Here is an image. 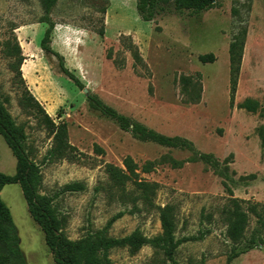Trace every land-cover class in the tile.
Listing matches in <instances>:
<instances>
[{
	"label": "rangeland",
	"instance_id": "374dc122",
	"mask_svg": "<svg viewBox=\"0 0 264 264\" xmlns=\"http://www.w3.org/2000/svg\"><path fill=\"white\" fill-rule=\"evenodd\" d=\"M169 1L160 15L145 22L136 0H59L51 14L55 23L51 47L64 56L66 67L84 85L80 88L61 71L59 59L41 48L47 24L42 21L40 0H0V96L16 123L25 128L27 151L41 169L40 192L53 199L72 240L102 230L120 212L124 214L113 223L110 236L125 237L135 230L149 238L160 234L157 210L139 201L134 207V197L113 188L106 165L124 167L127 156L144 166L149 161H180L194 155L135 139L90 108L89 95H97L134 121L164 135L186 138L199 152L213 155L219 170L229 177L203 161H194L177 169L159 163L141 178L159 184L157 205L175 206L176 237L198 238L180 245L178 264L202 260L227 264L242 246L227 237L221 210L230 196L224 184L235 197L264 204V147L258 132L264 126V0H217L214 8L199 15L178 13L173 0ZM242 28L248 34L231 107L229 46ZM16 44L24 58V82L17 74V57L7 53ZM210 53L216 61L202 63L199 57ZM182 77L190 79L186 91ZM195 85L202 87V98L199 103H187ZM25 86L54 122L68 123L69 142L76 148L73 160L50 156L54 136L42 114L22 103ZM247 98L261 104L259 112L238 107ZM96 146L105 153L99 154ZM16 166L17 159L0 135V172L13 175ZM250 175L254 178L240 180ZM73 182H81L84 190L63 191ZM132 190L130 184L128 191ZM1 196L13 213L27 263L55 264L20 185L5 186ZM109 258L113 264H171L149 245L135 254L115 248ZM231 264H264V246Z\"/></svg>",
	"mask_w": 264,
	"mask_h": 264
},
{
	"label": "trees",
	"instance_id": "16d2710c",
	"mask_svg": "<svg viewBox=\"0 0 264 264\" xmlns=\"http://www.w3.org/2000/svg\"><path fill=\"white\" fill-rule=\"evenodd\" d=\"M58 1L40 0L43 10L42 21L47 24V29L41 41V48L47 53L55 55L60 61L61 71L80 88H84L82 82L66 67L64 56L51 47L52 33L55 29V23L51 19V14L57 6ZM167 2L170 1L136 0V7L141 19L145 22H151L164 11V4ZM172 3L175 11L178 13L182 14L188 11L193 15H199L214 8L217 0H173ZM247 34V28H242L239 33L233 36L229 46L231 107L235 105V95L238 88ZM132 49H134L132 52L134 58L139 60L136 48L132 46ZM7 53L10 56L17 57V74L21 82H24L25 80L21 72L24 58L20 46L16 44L13 48H7ZM199 59L202 63H213L216 61V56L210 53L201 55ZM181 82L185 86L184 91H186L190 79L182 77ZM195 88L196 91L186 101L187 103L196 104L200 102L202 87L195 85ZM185 93L188 94V92ZM22 103L36 109L42 114L43 121L54 136V148L50 151V156L57 159L65 158L73 160L76 148L69 142L68 123L65 120L58 123L54 122L42 103L31 93L28 86H25L23 91ZM88 103L90 108L98 111L104 118L115 122L121 130L131 133L139 141L152 142L168 148L189 150L194 154L190 159L180 161L176 159H162L159 161H149L144 166H140L131 156H127L123 161L124 167L114 164L106 165V172L113 188L119 189L125 197L127 194L134 197H128V199L132 198L134 207H137L139 202H141L145 208L157 210L161 222L160 234L149 238L140 232V230H135L125 237L117 238L110 236L109 230L113 223L124 214V212H120L102 230L89 234L79 240L70 239L64 231L62 219L59 218L53 206V199L40 192L42 184L41 169L40 165L31 159L27 151L25 128L16 123L0 96V135L4 138L17 159L15 174L8 175L0 172V264H28L21 248V238L13 213L1 196L4 187L11 184L20 185L30 215L43 231L46 245L50 249L55 264H113L109 258V253L112 249L127 248L131 253L135 254L147 245L151 246L156 253L162 254L171 264H178L176 254L180 245L183 242L198 238L178 239L176 237L177 216L175 206L171 204H166L165 206L157 205L155 198L159 184L142 179L141 174L150 173L159 163H169L172 168L177 169L182 168L188 162L203 161L207 165L218 169L217 171L222 176L229 177V175H224V172L219 170L220 163L213 155L199 152L190 140L179 136L171 137L164 135L140 122L134 121L105 104L95 94L88 96ZM238 107L250 113H257L261 109V104L255 99L247 98ZM258 132L262 140V146L264 147V126L260 127ZM96 149L99 154L105 153L99 146H96ZM224 163H226V167H229L228 159ZM253 178L254 175L241 176L240 180ZM130 184L133 185L132 191H128ZM224 185L230 196L221 210L223 221L227 226V237L232 243L242 246L240 250L234 252L228 258L227 264H231L234 259L248 253L255 247L264 246V204L237 198L234 196L233 190L227 184ZM83 190L84 185L81 182L69 183L63 187V191L65 192H79ZM121 201L123 202L124 199ZM252 223H254L253 229L250 236L247 237V232ZM101 252L103 253L102 258L99 257ZM197 264H206V262L202 260Z\"/></svg>",
	"mask_w": 264,
	"mask_h": 264
}]
</instances>
